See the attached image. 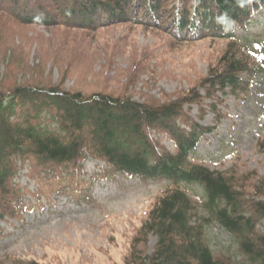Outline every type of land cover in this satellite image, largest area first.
<instances>
[{
  "label": "rangeland",
  "instance_id": "374dc122",
  "mask_svg": "<svg viewBox=\"0 0 264 264\" xmlns=\"http://www.w3.org/2000/svg\"><path fill=\"white\" fill-rule=\"evenodd\" d=\"M256 17L235 41L214 36L221 33L212 27H206V36L190 33L182 38L170 29L132 23L80 29L2 21L1 38L6 43L0 50L7 52L4 61L0 58V81H14L11 86L60 83L86 96L121 94L155 104L199 96L184 109L192 118L203 117L202 124L212 131L199 141L194 162L220 172L246 199L264 201V189L258 190L264 184V70L256 71L264 66V12ZM230 43L251 70V77L241 75L246 94L207 91L204 83L219 68ZM5 63L23 67L13 77ZM159 139L172 149L161 134ZM96 163L86 161V173H76L61 187L58 176H42L34 169L26 175L22 169L15 182L26 189L28 210L18 220L0 222V264H127L134 241L140 242L138 255L152 252L156 237L141 234V226L172 185L163 178L141 180L120 174L91 182L87 177L100 170ZM182 187L202 217L204 191L196 184ZM27 188H38L39 194H30ZM206 235L220 264H246L237 245L217 225L207 226Z\"/></svg>",
  "mask_w": 264,
  "mask_h": 264
},
{
  "label": "trees",
  "instance_id": "16d2710c",
  "mask_svg": "<svg viewBox=\"0 0 264 264\" xmlns=\"http://www.w3.org/2000/svg\"><path fill=\"white\" fill-rule=\"evenodd\" d=\"M263 7L264 0H0V38L2 21L80 29L132 23L170 29L182 38L190 33L206 36L203 31L212 27L221 33L214 36L229 38L234 24H246L250 12ZM5 43L1 38L0 47ZM6 52L1 51V61ZM242 61L230 43L219 68L205 79L207 91L243 92L241 75L251 76V70ZM22 67L5 63L13 77ZM13 84L0 81V222L19 218L25 207L26 189L15 182L23 168L26 175L34 169L58 176L56 182L62 185L91 157L103 162L107 173L163 178L173 184L141 226V234L156 237L152 252L138 255L140 242L134 241L127 264H220L206 236V226L213 224L237 245L246 264H264V201L246 199L222 174L190 160L210 131L199 122L203 117L195 120L184 109L199 96L155 104L121 94L86 96L60 83ZM160 134L171 150L158 140ZM181 184L203 188L202 217Z\"/></svg>",
  "mask_w": 264,
  "mask_h": 264
}]
</instances>
